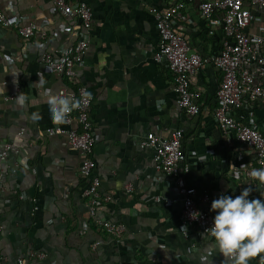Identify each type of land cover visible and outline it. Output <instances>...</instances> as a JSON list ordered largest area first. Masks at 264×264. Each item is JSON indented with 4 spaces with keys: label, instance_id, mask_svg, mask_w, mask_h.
<instances>
[{
    "label": "crops",
    "instance_id": "1",
    "mask_svg": "<svg viewBox=\"0 0 264 264\" xmlns=\"http://www.w3.org/2000/svg\"><path fill=\"white\" fill-rule=\"evenodd\" d=\"M71 1L92 7L87 32L78 19L55 13L50 0H0L4 12L39 26V32L26 40L0 25V89L6 87L0 94V152L2 143L13 145L0 164L5 176L0 189V264H18L19 258H25L24 264H226L209 236L202 239L196 229L187 236L182 233L183 196L173 178L156 169L155 152L141 147L150 132L168 136L182 129L183 148L193 154L184 175L188 184L207 191L212 200L224 194L235 197L250 186V198L264 199L260 196L264 185L240 181L232 167L251 161L253 155L238 142L228 144L214 120L221 71L206 62L191 76L201 111L189 115L177 103L174 73L155 60L161 40L150 9L164 7L166 0ZM193 6L189 12L194 24L182 30L194 50L209 59L220 51L222 33L208 35ZM82 38L88 39L89 47L77 62L76 76L52 73L42 60L44 53L59 56ZM39 78L43 83L37 85ZM81 85L95 94L94 175L101 181V191L114 197L104 212L127 226L124 241L87 222L83 190L88 181L80 174L82 155L65 136L47 134L49 128L65 126L50 121L48 97ZM19 94L26 97L23 107L16 102ZM33 112L40 113L39 121L31 119ZM234 114L245 122L253 119L264 133L263 104L245 101ZM129 184L131 192L126 189ZM86 223L87 233L81 236ZM30 250L47 256L30 259Z\"/></svg>",
    "mask_w": 264,
    "mask_h": 264
},
{
    "label": "built area",
    "instance_id": "2",
    "mask_svg": "<svg viewBox=\"0 0 264 264\" xmlns=\"http://www.w3.org/2000/svg\"><path fill=\"white\" fill-rule=\"evenodd\" d=\"M52 9L65 17L78 19L81 27L87 32L91 29L93 20L92 7L86 2L74 3L71 0H50ZM194 10L207 28L208 35L214 37L221 31L220 51L205 59L191 46L183 26L194 24L189 12V6ZM150 12L156 20V28L160 35V46L155 53L158 63L166 64L174 73V90L178 95L177 103L189 115H198L201 105L197 102L200 94L191 88V76L204 63L209 62L222 73V80L216 95L214 120L226 135V142H238L253 155V159L236 168V176L240 181L253 180L250 172L264 167V133L258 124L251 119L245 122L235 116L234 110L240 109L245 101L264 105V0H166L162 8L153 6ZM0 25L13 29L23 39H30L39 32L36 22L23 23L20 19L7 14L0 8ZM43 40L46 33L41 35ZM89 47L87 38L63 50L59 56L44 53L42 60L54 74L74 78L77 62ZM71 96L81 100V106L68 114L64 125L47 129V134L63 135L69 145L82 155L80 174L88 181L83 190L87 200L86 220L101 231L106 232L118 241L126 240L127 226L110 219L104 212V205L113 201L111 194L101 191V181L94 175L96 163L92 158L93 146L97 133L91 120L92 105L95 94L86 86L75 90L68 88L60 91V96ZM14 98L13 95L9 97ZM184 132L176 129L168 136H160L154 132L148 133L141 141V147L155 152L156 169L174 180L179 194L183 196L184 206L181 213L182 233L187 236L191 229L203 233L211 227L215 213L212 212L210 194L200 192L185 179L190 171L189 157L183 148ZM1 142V141H0ZM13 145L2 143L0 164L5 162ZM243 154V153H242ZM4 171L0 168V189L4 186ZM259 182V181H257ZM128 192L132 185L126 186ZM19 193V189L16 190ZM24 199V194H19ZM159 201V197L154 198ZM194 213V214H193ZM196 218H193V215ZM88 223L83 225L79 235L87 233ZM211 238L210 235H207ZM212 239V238H211ZM96 244H99L97 242ZM47 254L30 250V259H45ZM25 258H19L17 263L24 264ZM226 264H231L227 259ZM256 264H262L258 259Z\"/></svg>",
    "mask_w": 264,
    "mask_h": 264
},
{
    "label": "clouds",
    "instance_id": "3",
    "mask_svg": "<svg viewBox=\"0 0 264 264\" xmlns=\"http://www.w3.org/2000/svg\"><path fill=\"white\" fill-rule=\"evenodd\" d=\"M5 71L13 76L19 74L15 70L9 72L7 68ZM42 83L40 78L36 82L37 85ZM4 92L6 87L0 89V94ZM16 102L23 107L26 97L19 94ZM47 105L50 121L58 125L64 123L68 114L81 106V100L73 99L71 96L51 95L47 99ZM31 119L39 121L40 113L33 112ZM232 167L237 168L234 165ZM250 176L253 180L259 181L260 185H264V167L254 168ZM252 191L253 188L250 186L235 197L224 194L214 199L210 209L215 213L213 223L201 233L202 239L206 235L211 236L218 252L229 259L231 264H250L257 256L264 264V199L250 198ZM260 196L264 197V192L260 191ZM193 218L196 217L193 215Z\"/></svg>",
    "mask_w": 264,
    "mask_h": 264
},
{
    "label": "trees",
    "instance_id": "4",
    "mask_svg": "<svg viewBox=\"0 0 264 264\" xmlns=\"http://www.w3.org/2000/svg\"><path fill=\"white\" fill-rule=\"evenodd\" d=\"M221 36H219V38H220ZM220 41H221V38H220Z\"/></svg>",
    "mask_w": 264,
    "mask_h": 264
}]
</instances>
